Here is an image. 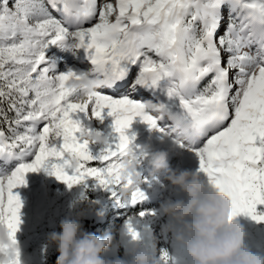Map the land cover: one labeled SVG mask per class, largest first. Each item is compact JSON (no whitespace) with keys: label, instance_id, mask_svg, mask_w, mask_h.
<instances>
[{"label":"snow or ice","instance_id":"snow-or-ice-1","mask_svg":"<svg viewBox=\"0 0 264 264\" xmlns=\"http://www.w3.org/2000/svg\"><path fill=\"white\" fill-rule=\"evenodd\" d=\"M73 14L66 0H0V221L19 230L22 201L14 189L43 168L69 188L88 178L132 205L144 200L137 185L121 178L120 161L134 150L127 135L139 117L150 129L165 119L150 109L144 90L161 91L175 112L197 132L180 147L193 152L211 188L240 214L264 221V0H81ZM53 13H56L54 15ZM51 45L83 48L89 75L107 81L94 93L66 87L84 72L55 74L46 57ZM206 81V83H205ZM203 85V87H201ZM110 95L103 91L116 92ZM140 96V99L134 97ZM6 105V108L4 107ZM175 109V111L172 110ZM114 117L102 150L93 155L74 114ZM13 113V116H9ZM98 166H89V162ZM15 165L9 171L8 166ZM144 215V213H141ZM128 231L138 239L131 224ZM163 264H171L167 251Z\"/></svg>","mask_w":264,"mask_h":264},{"label":"clouds","instance_id":"clouds-1","mask_svg":"<svg viewBox=\"0 0 264 264\" xmlns=\"http://www.w3.org/2000/svg\"><path fill=\"white\" fill-rule=\"evenodd\" d=\"M66 3L73 14H83L81 0H66ZM65 83L68 89L88 94L107 86L105 79L87 73L81 74L80 78L71 77ZM146 104L171 121L176 143L193 142L198 138V132L175 112L160 111L151 101ZM83 137L90 144H103L106 139L98 131L90 133L87 130L83 131ZM145 158L151 175L163 170L170 184L187 197L186 200H167L160 205L159 211L171 220L161 231L172 233L176 243L186 251L190 264H264V256L253 253L245 245L246 232L243 225L232 218L231 201L211 188L198 172L171 169L166 151L138 157L130 150L119 165L121 178L131 181V186H126L122 195L127 196L140 184L142 173L138 167ZM60 228V232L48 236L49 244L55 245L59 253L56 264H163L162 258L154 254L155 237H152V251L133 244L126 249L129 259L107 260L103 254L116 246L112 233L99 236L85 232L78 218L63 219ZM125 232L129 233L128 228L120 230L121 237ZM21 256L16 234L14 237L6 222L0 221V264H22Z\"/></svg>","mask_w":264,"mask_h":264},{"label":"rangeland","instance_id":"rangeland-1","mask_svg":"<svg viewBox=\"0 0 264 264\" xmlns=\"http://www.w3.org/2000/svg\"><path fill=\"white\" fill-rule=\"evenodd\" d=\"M54 47L56 45L49 46L46 50V55L47 53H52ZM73 51L64 48L63 55L65 56L62 58V68L68 63L67 59ZM80 72L88 73L84 67L81 68ZM4 107L6 108V105ZM13 115V113H9L10 117ZM84 119H94L95 126L98 127L99 132L105 130L106 121L109 123L106 113L103 114L102 120L94 117L88 118L85 115ZM83 124L88 127L87 122ZM0 128L6 130L7 125L0 121ZM152 130L159 132L155 129ZM162 135L164 134L162 133ZM164 136L171 139L172 143H175V145H171L169 151L166 150L168 153L167 163L171 169L176 171V169L182 168L184 165L182 155L185 152H187V160L196 156L187 148L180 147L172 135ZM95 147L101 151L104 145L100 144ZM135 149L138 148L134 147ZM148 153H152V151ZM92 154L95 155L93 152ZM89 166L96 167L98 163L89 162ZM2 167L3 165H0V168ZM8 167V170L11 171L15 165H9ZM138 170L142 173V180L138 186L144 192L146 198L135 205H132L124 197L113 196L112 191L98 185L93 178H88L81 184L73 185V187L69 188L66 183L58 180L53 175H49L43 168L37 172H29L26 175L28 185L19 187L23 206L20 210L21 223L16 233V238L22 250V264H44V258L56 250L55 245L49 244L48 236L52 232L61 231L60 222L65 218H78L84 231L88 233H94L99 236H103L105 233H112L115 236L116 246L103 254V258L107 260L129 259L126 255V249L133 244H139L140 247L148 248L152 251V237H157L158 234H161L160 241L155 238V256L159 258L162 256L163 251H167L171 257V264H190L186 251L176 243L172 233L161 231L162 226L166 223H171V220L169 217L163 216L159 211L163 202L167 200H186V195L179 188L170 184L165 178L163 170L154 176L151 175V168L148 165L147 158L146 160H141ZM0 174H3V170H0ZM43 183L48 190L46 200L51 202L50 208L44 211L37 204L39 199L37 193ZM70 199L72 202L68 206V211L56 216V210L64 209L65 203L68 200L70 201ZM141 213H144V215H141ZM257 214H264V204L257 205ZM235 219L245 229V245L253 253L264 256V221L254 220L246 214H240ZM129 224L139 233L138 239L134 240L128 232H125V235L121 237L120 230L127 229ZM158 242H161V246L157 245Z\"/></svg>","mask_w":264,"mask_h":264},{"label":"bare ground","instance_id":"bare-ground-1","mask_svg":"<svg viewBox=\"0 0 264 264\" xmlns=\"http://www.w3.org/2000/svg\"><path fill=\"white\" fill-rule=\"evenodd\" d=\"M80 49H81V54H79L78 56L76 55L75 57H74L73 54H71L69 56L68 63L65 65V67L62 68L61 67V63L62 62L59 63V60H60V57L64 54V48H60L58 46L54 47V49L52 50L53 52L51 51L52 53H50V54L47 53V55H46L47 60L50 63L55 65V67L53 69V72L55 74H57V75L61 74V73H65L69 69H71L73 71H76V72H80L81 68L82 67L85 68L87 63L90 66L91 63L87 62V61H89L87 52L83 48H80ZM83 59H86L85 63L81 62V60H83ZM87 70H88V73H89L91 68L87 67ZM103 91L105 93H107V94L115 96V95H119L120 93H122L123 92V88L118 89L116 92H112L109 89H103ZM161 93H162V95H164L166 97V95L163 92H161ZM134 98L137 99L138 97L136 96ZM145 99H151L153 103L160 102V101L157 100V96L156 95H152V94H149ZM107 112H108V110L106 109L104 114L105 113L107 114ZM107 116L109 118L108 119L109 123H108V121H106V126L104 128L105 130L102 131L101 133L104 136H107L109 138V140H113V139L116 138V134L113 133V131H112V124H113L114 117L109 116L108 114H107ZM73 118H79L82 121V123L87 122V126L89 128L96 130L94 128L95 127V120L94 119H84V114H82V113L74 114ZM127 135L129 137H134L133 145H136L135 147L138 148V149H135V151H137V152L140 149H143L147 154H150L148 152H151V151L152 152L160 151V150H163V151L168 150L169 151L171 149V145H175V143L171 142V139H169L166 136L162 135L161 132H154L152 129H150L149 126L146 123H144L139 117H136L133 120L130 128L127 130ZM172 136L175 138L176 134L172 133ZM168 146H169V148H167ZM186 155H187V152H185L182 155L183 161H184V163H183L184 165L182 166V168L176 169V171L177 170L180 171V170L183 169V170H188V171H192V172H198V169H199V160H198V158L195 156L194 158H192V159L189 158L190 160H187L188 156H186ZM143 160H146V158L143 159ZM179 171H177V172H179ZM199 174L207 182V179L204 176V174L203 173H199ZM25 179H26V184H27V178L25 177ZM13 191H14V193H17L20 197L22 196V195H20L19 187H17ZM46 193L48 194V190H47V187L45 186V184L43 183L39 187V190H38V193H37V196L39 197L37 204L40 205V208H41L42 211H44L45 209L50 208V204H51L50 201L46 200ZM71 199H70V201L68 200V202L65 203L64 209H57L56 210V216L59 215V214H63L64 211H66V212L68 211V209H69L68 206H69L70 202H72ZM50 220L53 221L52 219H50Z\"/></svg>","mask_w":264,"mask_h":264},{"label":"built area","instance_id":"built-area-1","mask_svg":"<svg viewBox=\"0 0 264 264\" xmlns=\"http://www.w3.org/2000/svg\"><path fill=\"white\" fill-rule=\"evenodd\" d=\"M54 15H56L55 13H53ZM72 54H73V52H71ZM74 56H75V53L73 54ZM65 56V55H64ZM144 98H146V97H144ZM137 99H140V97H138ZM166 124H164L163 122L162 123H159V127H162L163 128V126H165ZM97 131H99V129H98V127L97 126H95L94 127ZM165 128V127H164ZM169 136H171V134H168ZM97 145H100V144H91L89 147H90V150L96 155V154H98L100 151H99V149H96V147L95 146H97ZM95 148V149H94ZM98 150V151H97ZM155 238H157L159 241H160V238H161V234H158L157 235V237H155Z\"/></svg>","mask_w":264,"mask_h":264},{"label":"trees","instance_id":"trees-1","mask_svg":"<svg viewBox=\"0 0 264 264\" xmlns=\"http://www.w3.org/2000/svg\"><path fill=\"white\" fill-rule=\"evenodd\" d=\"M58 255H59L58 251L55 250L54 253L44 258V264H56V259Z\"/></svg>","mask_w":264,"mask_h":264}]
</instances>
